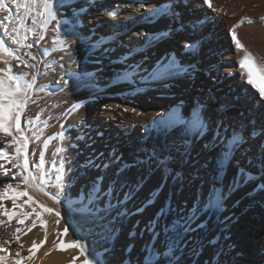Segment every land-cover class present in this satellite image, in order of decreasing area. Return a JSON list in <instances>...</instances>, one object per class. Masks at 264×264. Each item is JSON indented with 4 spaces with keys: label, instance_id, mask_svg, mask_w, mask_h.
Listing matches in <instances>:
<instances>
[{
    "label": "bare ground",
    "instance_id": "1",
    "mask_svg": "<svg viewBox=\"0 0 264 264\" xmlns=\"http://www.w3.org/2000/svg\"><path fill=\"white\" fill-rule=\"evenodd\" d=\"M185 1L54 0V8L59 11L48 25L44 40H39V25L32 23L36 11L33 6V13L25 18V23L27 28H36L37 35L25 33L24 28L20 33L27 34L25 43H38L32 49H21L20 54L31 51L43 63L30 61L35 68H13L14 72L26 73L28 80L33 74L37 75L36 90L31 93V100L22 115V127L30 141L27 149L29 168L37 175L41 171L46 173L49 181L46 191L55 194L59 191L54 186L55 177L63 167L67 190L60 193L61 202L57 203L35 186L23 184L20 175L9 179L0 170L1 190L5 183L18 185L39 204L61 214L57 217L36 205H25L18 211L31 212L32 207H36L41 213L40 219L32 216L18 223L15 215L11 218L0 215V220L8 221L6 225H0V246L7 248L6 253L0 252L7 256L0 264H7L13 252L19 251L21 257L29 255L28 249L34 241L38 247L32 259L25 260L24 264H82L78 260L84 258L79 256L77 248L58 249L55 246L60 240L69 244L78 235L103 264H121L124 255L129 257L127 264H145L153 246L169 248L171 261L176 264H264V241H261L264 240V192L261 190L264 174L254 176L244 169L246 175L241 181L238 175L241 167L234 161L231 167L226 162L221 167L220 150L213 142L218 126L229 133L238 129L241 134L250 135L255 125V135H251L237 153L241 156L258 154L260 160H264V134L260 128L264 124V99L246 83L245 70L239 65L226 72L235 73V76L241 74L246 92L237 84L236 77L217 83L223 68L220 63H234L236 52L225 54L223 59L213 57L208 65H201L202 68L196 70L194 63L202 58L195 43L201 34L198 29L179 36L184 46V60L188 65L193 63L191 72L178 66L174 73L164 76L159 73L158 58L165 46L169 56L173 51L172 43L179 45L171 38L175 33L170 32L165 42L163 37L167 31L179 27L174 21L175 15L191 9L192 4H182ZM6 3L13 9L11 31L12 26L19 25L25 9H16L11 0ZM211 4L212 7L206 8L203 1L196 2L197 6H204L201 12L207 18L210 9L216 10L212 1ZM107 10H116L118 14L109 17L104 15ZM198 12L194 9L191 13ZM220 14V10L215 11L216 16ZM7 15L8 12L0 10V18ZM183 19L187 25H196L199 20L196 16ZM57 24L63 27L60 40L53 43L58 35ZM256 24L247 21L242 28L246 35L264 38V25L261 23L259 28ZM221 31V26L215 28V37H220ZM64 32L71 34L64 36ZM0 37L14 49L18 47L4 34L2 24ZM211 38L205 37L208 41ZM205 39L200 41L201 46L211 50L212 46L202 43ZM104 41V45L99 44ZM185 45H192V48L186 49ZM61 46L63 50L53 51ZM44 50L46 54L41 57ZM262 53L257 55L261 62L256 58V65L260 67H264ZM11 64L16 65L17 61L12 60ZM5 67L0 61V68ZM246 67L252 71L253 79L264 87V76L251 62H246ZM192 71L200 77L192 79ZM202 95H206V100L208 97L217 99L218 116L211 133L193 138L176 123V119L178 116L189 118L194 108L201 109L207 117L214 103L203 101L200 104ZM216 95L220 97L216 98ZM230 98L237 103L232 108L237 111V117L230 109H225L228 103L232 104L228 102ZM251 102L258 107L254 112L250 108ZM207 118L210 122L211 118ZM246 121H251L249 130ZM60 132L64 133L63 140L57 135ZM50 137L55 138L49 141ZM10 139L0 137V148ZM137 139L140 144L136 145ZM44 141H49L46 149ZM61 147L66 151L58 154ZM5 150L12 153L14 147ZM41 151H44L42 169L38 167ZM90 159L108 167H91L88 165ZM7 167L11 168V165ZM16 172L11 169L8 176L13 177ZM95 181L103 189L99 196L93 190ZM213 188L217 194H223L222 208L206 210L207 194ZM2 203L12 209L10 200ZM160 204L161 211L158 210ZM168 204L169 209H165ZM197 208L200 209L198 212ZM89 211L90 216L86 215ZM41 219L45 221V227H41ZM33 221L35 227H32ZM185 221L191 231L185 230ZM17 228L22 231L17 233ZM64 228H68L67 235H58ZM251 229L256 233V241L245 237ZM45 230L47 239L41 245ZM17 235L19 241L15 239ZM239 240L243 242L236 244ZM241 244L246 247L244 254L247 257L240 254L242 250L238 245ZM74 257L79 258L73 260ZM15 260L10 264H15Z\"/></svg>",
    "mask_w": 264,
    "mask_h": 264
},
{
    "label": "snow or ice",
    "instance_id": "2",
    "mask_svg": "<svg viewBox=\"0 0 264 264\" xmlns=\"http://www.w3.org/2000/svg\"><path fill=\"white\" fill-rule=\"evenodd\" d=\"M205 5L208 7H212L211 0H203ZM11 4L15 5L16 9L23 8L25 9L24 17L19 18V25L12 26L11 31H9V24L13 20V9L9 7L6 0H0V10L8 12L7 16L0 18V24L3 25V32L10 38L12 45H18L17 48L11 47L8 43H6L5 39L0 37V61H2L6 67L0 68V137H10L11 139L7 141L3 148H0V170L3 171V175L6 178L13 179L15 175H20L22 179V183L26 186H35L38 190L43 191L45 195L51 196L57 203H60L59 195L60 193H64L67 190V186L64 183V170L61 167L58 170V173L55 177V187L59 190L57 193L52 194L46 191V186L49 181L46 179V173L41 171L39 175L34 174L29 168L28 161V145H29V137L25 135V130L22 127V115L27 108L29 101L31 100V93L36 90L37 84V75L33 74L31 80L26 79V73L14 72L13 68H19L23 66L25 68H35L36 65L30 63V61H38L39 63H43L41 59H39L34 53L31 51L25 52L23 55L20 54L21 49H32L36 43L27 44L25 41L28 39L27 34L21 35L20 29L24 28L25 33L31 32L33 36L37 35L36 28H27L25 23V18L32 15L33 6H36L35 15L32 17L33 25H39L41 31L39 33V40H44L47 32L48 25L52 20L56 19L57 13L59 11L58 8H54V0H11ZM42 8V11L40 10ZM116 10H107L104 15L109 17L117 16ZM43 18L42 20L40 18ZM252 22V21H249ZM61 24H57L55 31L57 32V37H54L53 43H56L60 40V33L62 29ZM71 33L64 32L63 35L67 36ZM232 40L234 41L236 47L238 49H243V45L240 40L237 38L235 31H232ZM62 45V41H61ZM186 49H191L192 45H185ZM63 50V46L60 49L54 48L53 51ZM46 54V50L41 52V57ZM25 56L28 59H25ZM17 61L16 65H12L11 61ZM246 62H251L253 66L256 68V71L264 76V67H260L256 65L254 58L251 54L246 53L245 56L239 61L240 67L245 70L247 80L246 83L251 85L252 88L256 89L259 93V97L264 99V87L258 84L252 75V71L246 67ZM47 67V65H45ZM175 70V69H170ZM75 107V106H74ZM125 111H129L125 109ZM134 111V109L132 110ZM38 118V117H37ZM155 123V121H153ZM176 123H179L183 126L188 134H191L193 138L202 137L205 133H211L212 125L208 121V118L203 114V111L199 108L193 109V114L185 119L183 116H178L176 119ZM255 125L251 130L250 135L241 134L238 129H233L231 133L226 130L222 131V126H218L215 131V139L214 143L219 148L221 159L220 165L221 167L225 166V162L228 167L232 166V162L235 160V154L241 149L242 145L246 142V140L250 139L251 135H255ZM261 132L264 134V124L260 125ZM61 140L64 139V133L60 132L57 134ZM39 139V137H36ZM55 137H50L54 139ZM211 140L212 137H209ZM49 141H44V149L47 148ZM14 147V152L9 153L5 150L7 147ZM66 149L63 147L57 150V153H63ZM23 158V159H21ZM44 163V151H41L40 163L38 167L42 169ZM7 165H11V168L7 167ZM88 165L95 168H107V164H96L91 159L88 161ZM11 169H16L17 172L13 175V177H9L8 173ZM27 173V175H25ZM238 175L240 176L241 181L245 178V170L240 168L238 170ZM234 181L236 180V176L233 177ZM93 190L99 196V193L103 191L101 187L98 186V181L93 183ZM108 194H111L110 192ZM207 203L204 204V208L206 210L212 209H220L222 208L223 203V194H217L215 188H213L208 194ZM18 197H27V200L23 204H18ZM4 200H10L12 203V209H8L2 203ZM90 203H95L90 200ZM25 205L31 207L32 205H36L43 209L46 213H55L57 217H60V212L55 211L54 209L47 207L43 204H39L38 201L34 199L32 195L29 194L28 191H22L19 189L18 185L14 186L12 183H5L3 189L0 190V215L7 216L11 218L12 215H15L17 222H21L24 219H28L29 217L35 216L36 219H40L41 213L37 212L36 207H32L31 212L26 211H18L23 209ZM200 209L197 208L198 212ZM86 215L90 216L91 211L87 212ZM195 215V213H193ZM8 221L0 220V225H6ZM59 224V219L56 221ZM41 227H45V221L40 220ZM35 221H33L32 227H35ZM31 231V228L28 229ZM185 230L191 231V226L185 221ZM22 230L20 228L16 229L17 233H20ZM68 228H64L62 233L58 235H67ZM16 241H19V236L15 237ZM47 239V231L45 230V240L40 241L42 245L45 243ZM5 243H11V241H6ZM56 248L58 249H67V248H77L79 250V256H82L84 259L82 264H103L102 259L98 258L95 253H93L90 248L84 242L83 237L77 236L71 243L65 244L63 240H60L57 243ZM21 247H23L21 245ZM38 247L37 243L34 241L31 248L28 249L29 255L26 257H21L20 252L16 253L17 259L15 260V264H24L25 260H31L32 254L34 250ZM0 252H7V248L0 246ZM47 255V253H46ZM152 256H158L154 264H171V259L169 257V252L162 248H157L156 246L152 247ZM79 257H74L73 260L78 259ZM7 259V256L0 255V262H3Z\"/></svg>",
    "mask_w": 264,
    "mask_h": 264
},
{
    "label": "rangeland",
    "instance_id": "3",
    "mask_svg": "<svg viewBox=\"0 0 264 264\" xmlns=\"http://www.w3.org/2000/svg\"><path fill=\"white\" fill-rule=\"evenodd\" d=\"M161 1L165 2V0H161ZM169 1L170 0H168V2ZM198 1H203V0H187V1L183 2L182 4L186 3L187 5H190V6L192 4L191 9H189V12L185 11L184 13L175 15L176 17H175L174 21L178 23L179 27H177L176 29H172V30L167 31L166 34L164 35L163 38H164V42H165V40H166L165 37H167L168 34H170V32L175 33V35H172L171 38H175V40L179 43V45L172 43L173 51L171 54H169V56L167 54L169 52V51H167L168 47L165 46L164 51H162L161 56H159L160 59L158 58L159 65L161 67V70L159 71V73L162 76L168 75L172 72L174 73L175 71H177L176 68L178 66L183 67V69L185 68L188 73L191 72V67H192L193 63L191 62V64L188 65L187 62L184 60V55H185L183 53V47L184 46H183L182 41L179 38V36H181L180 35L181 33L182 34L185 33L186 35H188L189 32H191V30L198 29L201 34H200L199 39H195V43H196V47H197L196 50L202 52V58L200 61L197 60L194 63L195 64L194 67L197 68L196 70H198L199 68H202L201 65H204V66L208 65L209 60L213 57L216 59H223L225 54L227 55V54H230V53L232 54V53L236 52V57H235L234 63H232V64L220 63V65L223 68H222V71H220V73L218 74L220 76V80L217 83H222L225 79H230V78L236 77L238 79L237 84L239 86H243L242 91L246 92L247 91L246 87L244 88L245 81L243 79H240L241 74H238L235 76V73H232V72L227 73L226 70L235 69L237 65H239V67H240L239 61L241 58H243L245 56L246 52L251 54V56L255 60V63H257L256 58L259 60L257 55H261V52L264 53V38L257 37V36L255 37L253 35H246L244 32V28H242L244 26V24L247 23V21L249 24L251 23L253 25L258 23L259 28L261 25H264V21H263L264 0H211L212 3L215 4V7H216L215 11L220 10L221 14H220V16H216L215 11L213 9H210V11L207 13V15L209 16L208 18H207V16L204 17V15H202L203 12H201V9L204 6L207 8L208 5L197 6L196 2H198ZM194 9L196 11H199V12L197 14H194V13L192 14L191 12ZM259 14H262V15H259ZM257 15H259V16L256 17ZM191 16L192 17L196 16L199 18L196 25H194V24L187 25V23H184L185 19H183V17L186 19H190ZM204 18H207V19L204 20ZM250 19H252V20H250ZM249 21H252V22H249ZM255 21H257V22H255ZM220 26L222 27L220 37H215L216 34H215V32L213 33V31L215 30V28L217 29V27L219 29ZM255 26L257 27V24ZM207 31H208V33H207ZM232 31H235L237 38L240 40L241 44L243 45V49H238L236 47L234 41L232 40V35H231ZM122 35H123V33L121 34V36ZM211 36H212V38H211ZM205 37H210L212 40L208 41L207 39H205ZM202 39H205L204 42H202L203 44H205L206 46L207 45L212 46L211 50L207 51V49H205L206 47L203 49V47L200 44V41H202ZM255 39H256V41H255ZM251 40L252 41L254 40L255 42H257V44L254 41H253V43H251L252 42ZM247 41H249V42H247ZM104 43H105V41L102 43H99V44L104 45ZM250 44H252V46ZM254 47H255V49H254ZM210 52H212V53H210ZM263 53H262V55H263ZM192 58L194 59L195 57L192 56ZM248 64H247V67H249ZM170 69H175V70H170ZM195 77H200V75L196 74L195 71H194V73L192 71L191 78L194 79ZM211 81H213V79ZM214 83H215V81H214ZM186 85L187 84L185 83L184 86H186ZM223 88H225V87H223ZM219 97H220L219 95L218 96L216 95V98H219ZM230 100L231 101H228V102H232V104L230 105L228 103L226 105L225 109L226 108L230 109L234 113V116L237 117V111L232 110V108L235 107V105L237 103L235 102V99L230 98ZM203 101H206L208 103H214V105L212 107H210V109H209L210 113L208 112L207 117L211 118L210 122H211L212 126L213 125L215 126V119L218 116V107L216 106L217 99L212 100V98L209 99V97H208V99L206 100V95H202V96H200L199 103L203 104ZM206 107L209 108V105L207 103H206ZM255 107L258 108L255 105V102H251L250 108H251L252 112H254ZM245 123H246V129H248V130L251 129V127H252L251 121H246ZM248 134H249V132H248ZM137 144H140L138 139H137L136 145ZM253 154L254 153H252V154L251 153H247V154L245 153V155L241 156L239 153H236L235 154L236 158L234 160L236 166L249 170L250 174H252L254 176L259 174V173L264 174V160L261 161L260 158L258 157V154H256V155H253ZM0 186H2V185H0ZM0 190H1V188H0ZM261 190L264 192V183H262V189ZM26 200H27V197H18L17 202L20 201V202L24 203ZM247 206L250 207V205H247ZM161 207H162V204H160V206L158 208L159 211L162 210ZM169 207H170V204H168V206L166 205L165 209H169ZM239 223L240 222H238V225H239ZM158 225H159V223H158ZM238 225L234 226V229H236V231H237V229H239ZM250 225H251V223H250ZM174 229H175V226L173 227V230ZM155 230H157V227ZM254 235H256V233L254 230L251 229L245 235V237H248V239H250V240L254 239L256 241V238H254ZM239 241L240 242L235 241L236 244L243 242L241 240H239ZM261 241L263 242L264 240L262 239ZM236 244H235V247H236ZM238 246H240V249L242 250V251H240V254L245 255L247 257L248 255L244 254L246 251V247H244L242 244L238 245ZM166 251L170 252L169 248H167ZM16 253L17 252H13V254L10 255L12 257L9 256L10 258H8V259L10 261L7 264L13 263L14 259H17L16 257H14V255H16ZM22 255L25 256L24 254H22ZM148 255H149V259L147 258L145 260V264H154V262L157 259H159L158 256L153 257L151 254H148ZM169 257H170V259H172L170 254H169ZM235 257L236 256L234 255V258ZM122 259H123L122 260L123 262L121 264L129 263V257L128 256L124 255V256H122ZM82 261H83V259H82ZM82 261L78 260V262H80V263H82ZM70 264H74V263L71 262ZM171 264H176V262L171 261Z\"/></svg>",
    "mask_w": 264,
    "mask_h": 264
}]
</instances>
